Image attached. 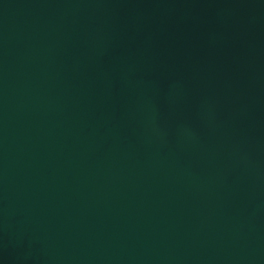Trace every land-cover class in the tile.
Listing matches in <instances>:
<instances>
[{
	"label": "water",
	"instance_id": "obj_1",
	"mask_svg": "<svg viewBox=\"0 0 264 264\" xmlns=\"http://www.w3.org/2000/svg\"><path fill=\"white\" fill-rule=\"evenodd\" d=\"M0 264H264V0H0Z\"/></svg>",
	"mask_w": 264,
	"mask_h": 264
}]
</instances>
